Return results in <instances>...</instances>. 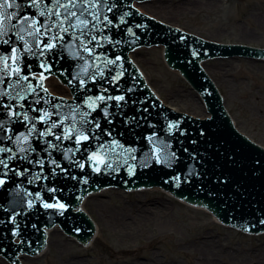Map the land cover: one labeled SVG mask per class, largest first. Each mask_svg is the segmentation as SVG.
<instances>
[{"label":"water","instance_id":"95a60500","mask_svg":"<svg viewBox=\"0 0 264 264\" xmlns=\"http://www.w3.org/2000/svg\"><path fill=\"white\" fill-rule=\"evenodd\" d=\"M144 1L0 0V255L10 264L40 254L55 226L81 245L94 236V254L149 261L140 250L158 237L114 252L94 235L80 205L106 188H159L246 240L263 236L264 149L234 128L201 63L264 58V47L208 42L133 8ZM156 45L207 118L176 112L147 87L128 53ZM35 74L63 84L47 77L50 95Z\"/></svg>","mask_w":264,"mask_h":264},{"label":"rangeland","instance_id":"374dc122","mask_svg":"<svg viewBox=\"0 0 264 264\" xmlns=\"http://www.w3.org/2000/svg\"><path fill=\"white\" fill-rule=\"evenodd\" d=\"M145 4L134 6L208 41L264 47V0H155ZM130 57L164 105L204 117L199 103L195 106L192 101L199 96L177 72L167 68L161 46L139 48ZM203 67L223 95L236 129L264 147V62L229 57L208 60ZM82 205L114 252L126 246L138 248L158 237V247L147 253L145 247L140 250L149 261L138 258L137 264H259L264 253V233L261 238L249 236L246 240L245 233L215 222L205 210L159 189L133 194L106 189L89 196ZM130 257V253L116 259L105 251L94 254L92 244L84 249L54 228L48 232L41 255L23 256L20 264H135L129 263ZM0 264L8 263L0 258Z\"/></svg>","mask_w":264,"mask_h":264},{"label":"bare ground","instance_id":"6f19581e","mask_svg":"<svg viewBox=\"0 0 264 264\" xmlns=\"http://www.w3.org/2000/svg\"><path fill=\"white\" fill-rule=\"evenodd\" d=\"M134 4H136V3H134ZM137 4H138V3H137ZM145 5H146V4H145ZM140 10L143 11V10L141 9V7H140ZM144 12H145V11H144ZM134 52H135V51H134ZM132 53H133V52H132ZM132 53H130V56H131ZM203 64H204V62L201 63V66H202V67H203ZM196 97H197V96H196ZM193 100H194V105H195V106H197V104L199 103V105H200L199 108H200L201 110H203V113L205 114L204 117H199V118H205V117L209 116V114H208L207 111H206L205 105H204V103L201 101V99L196 98V100H197V101H196L195 98H194V96H193L192 101H193ZM197 102H198V103H197ZM203 113H202V114H203ZM154 189H156V188H152L151 190H154ZM97 194H99V193H97ZM82 204H83V203H82ZM81 206H82V208H83V205H81ZM215 222H217L216 219H215ZM91 244H92L91 242L88 244V248L91 246ZM258 262H259V264H264V253L261 254V256H260Z\"/></svg>","mask_w":264,"mask_h":264},{"label":"snow or ice","instance_id":"6c2138e0","mask_svg":"<svg viewBox=\"0 0 264 264\" xmlns=\"http://www.w3.org/2000/svg\"><path fill=\"white\" fill-rule=\"evenodd\" d=\"M9 6H11V5H9Z\"/></svg>","mask_w":264,"mask_h":264}]
</instances>
